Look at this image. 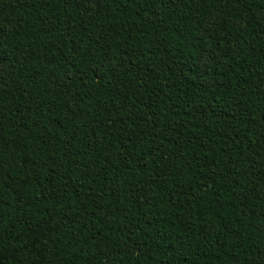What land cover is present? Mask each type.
Instances as JSON below:
<instances>
[{"label":"trees","instance_id":"obj_1","mask_svg":"<svg viewBox=\"0 0 264 264\" xmlns=\"http://www.w3.org/2000/svg\"><path fill=\"white\" fill-rule=\"evenodd\" d=\"M90 1L0 0V264H264V0Z\"/></svg>","mask_w":264,"mask_h":264},{"label":"rangeland","instance_id":"obj_2","mask_svg":"<svg viewBox=\"0 0 264 264\" xmlns=\"http://www.w3.org/2000/svg\"><path fill=\"white\" fill-rule=\"evenodd\" d=\"M95 3H96V0L95 1L91 0L90 6L93 7L95 5ZM219 32H220V19L218 17L211 18L208 21L206 33L211 34V33H219ZM203 64H204V66H206L207 61L204 60Z\"/></svg>","mask_w":264,"mask_h":264}]
</instances>
